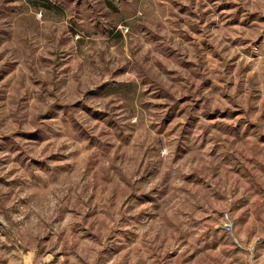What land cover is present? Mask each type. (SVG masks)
<instances>
[{"label":"rangeland","instance_id":"rangeland-1","mask_svg":"<svg viewBox=\"0 0 264 264\" xmlns=\"http://www.w3.org/2000/svg\"><path fill=\"white\" fill-rule=\"evenodd\" d=\"M0 264H264V0H0Z\"/></svg>","mask_w":264,"mask_h":264},{"label":"built area","instance_id":"built-area-1","mask_svg":"<svg viewBox=\"0 0 264 264\" xmlns=\"http://www.w3.org/2000/svg\"><path fill=\"white\" fill-rule=\"evenodd\" d=\"M225 228L230 232L232 231V227L229 223H225Z\"/></svg>","mask_w":264,"mask_h":264}]
</instances>
